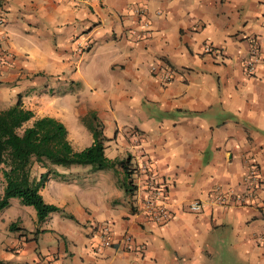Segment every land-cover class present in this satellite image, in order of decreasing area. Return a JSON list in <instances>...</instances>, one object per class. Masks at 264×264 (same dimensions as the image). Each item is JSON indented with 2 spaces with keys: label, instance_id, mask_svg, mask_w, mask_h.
Masks as SVG:
<instances>
[{
  "label": "crops",
  "instance_id": "obj_1",
  "mask_svg": "<svg viewBox=\"0 0 264 264\" xmlns=\"http://www.w3.org/2000/svg\"><path fill=\"white\" fill-rule=\"evenodd\" d=\"M252 44L258 57L246 74ZM0 53V110L18 94L33 118L64 125L72 149L92 136L68 121L85 127L92 112L105 157H128L131 182L125 192L122 167L102 169L114 175L103 174L102 199L72 204L64 173L49 174L39 193L69 218L50 212L38 230H58L56 244L36 253L35 242L13 240L6 258L14 251L19 264H264V0H0ZM251 165L255 196L216 200L217 188L240 191ZM152 180L165 188L171 218L163 224L140 212ZM194 200L196 212L187 208ZM103 225L112 244L94 251Z\"/></svg>",
  "mask_w": 264,
  "mask_h": 264
},
{
  "label": "trees",
  "instance_id": "obj_2",
  "mask_svg": "<svg viewBox=\"0 0 264 264\" xmlns=\"http://www.w3.org/2000/svg\"><path fill=\"white\" fill-rule=\"evenodd\" d=\"M87 118L89 120L86 121ZM94 119L92 112L82 119L86 122L92 141L81 150L74 151L67 140L64 125L50 116L33 118L32 111L22 106L18 94L12 105L1 109L0 174L4 184L0 194V210L9 205L10 198H17L21 204L33 207L37 222L50 212L59 211L55 205L45 202L39 193V188L43 187L51 174L47 169L49 164L90 165L93 170L111 169L119 165L124 170V191H129L131 182L125 166L129 158L111 160L105 157L99 125L91 123ZM29 120L30 124L24 126ZM35 165L46 170L38 179H31L30 170Z\"/></svg>",
  "mask_w": 264,
  "mask_h": 264
},
{
  "label": "rangeland",
  "instance_id": "obj_3",
  "mask_svg": "<svg viewBox=\"0 0 264 264\" xmlns=\"http://www.w3.org/2000/svg\"><path fill=\"white\" fill-rule=\"evenodd\" d=\"M89 120V118L86 119V121ZM83 121V120H82ZM31 120L27 121L24 126L29 125ZM73 123H77V126L79 127V134H85L86 136H89L87 126H83L82 123H80L78 120L76 122L68 121L67 127L69 130H72L74 128ZM86 123V122H85ZM88 123V122H87ZM93 123V120L91 121ZM90 140V137H89ZM88 144H85L84 146H87ZM82 147H76L73 149L74 151L81 150ZM47 169L50 171L51 174L55 173H64V178H62V185L67 187L70 190H74V194L77 195L76 198H71V203L75 204L80 202L81 199L83 200L85 196L92 195L97 201H100L102 199V193L99 189L100 184H102V179L104 178V173H108L110 178H113L112 173L110 170L103 171V170H93L91 169L90 165H68V166H62V165H56V164H49ZM46 169L42 167V169H38L35 166L31 168L30 174L31 179H38L41 173H43ZM69 172H72V174H69ZM72 176H74L73 180H75L76 183L71 181ZM114 179V178H113ZM3 179L0 174V194L3 187ZM48 186L51 187V184ZM75 190H78L75 191ZM80 191H83L82 196ZM46 202V201H45ZM57 213H60L62 215H65L67 218H69V215L64 211H55L53 212V215H57ZM45 223L40 221L37 222L35 218V212L32 206H27L21 204L17 198H10L9 199V205L3 209L0 210V264H19L16 257L17 255L12 251L13 253L12 259L9 260L6 258L5 254V246L9 245L11 241L15 240V242H18V240H23L24 237L28 239L29 242H35L37 248L36 253L43 252L45 247L52 246L56 244V241L58 240L57 232L58 230L49 231V230H38L39 227H44ZM53 228L57 229V225L52 226ZM20 242V241H19ZM33 244V243H32ZM38 255V254H37ZM28 257V255H27ZM41 258V257H40ZM20 259V258H19ZM25 264V263H22Z\"/></svg>",
  "mask_w": 264,
  "mask_h": 264
},
{
  "label": "built area",
  "instance_id": "obj_4",
  "mask_svg": "<svg viewBox=\"0 0 264 264\" xmlns=\"http://www.w3.org/2000/svg\"><path fill=\"white\" fill-rule=\"evenodd\" d=\"M209 47H207L208 49ZM1 55V53H0ZM258 57V46L252 44L249 49L248 58L244 62V71L246 74L253 72L255 60ZM160 79L163 83L169 81V73H162ZM145 170V166H142ZM259 172L256 166H249L242 175V189L240 191L228 190L226 193H221L220 188L215 192L216 200L222 204H227L229 201L237 202L238 204L249 201L255 196L258 188ZM165 188L159 183H154L153 180L148 182L147 194L141 201V214L154 224H163L171 218V212L164 201ZM188 210L198 211L200 204L198 201H192L187 205ZM112 231L108 225H103L98 228V233L95 242L92 244L94 251H99L112 244ZM122 243L125 249L130 247L131 237L125 234L122 238Z\"/></svg>",
  "mask_w": 264,
  "mask_h": 264
}]
</instances>
